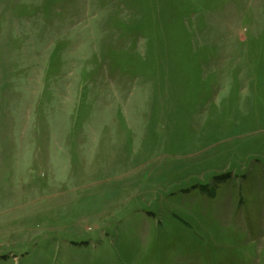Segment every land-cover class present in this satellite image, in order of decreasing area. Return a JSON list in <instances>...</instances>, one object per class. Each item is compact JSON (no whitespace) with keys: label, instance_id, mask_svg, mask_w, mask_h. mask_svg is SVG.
Returning <instances> with one entry per match:
<instances>
[{"label":"rangeland","instance_id":"1","mask_svg":"<svg viewBox=\"0 0 264 264\" xmlns=\"http://www.w3.org/2000/svg\"><path fill=\"white\" fill-rule=\"evenodd\" d=\"M0 264H264V0H0Z\"/></svg>","mask_w":264,"mask_h":264}]
</instances>
